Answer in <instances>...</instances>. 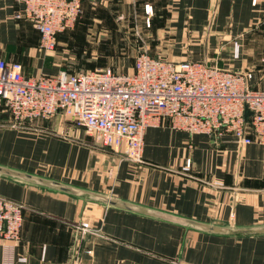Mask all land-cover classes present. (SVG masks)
I'll list each match as a JSON object with an SVG mask.
<instances>
[{"label": "crops", "instance_id": "1", "mask_svg": "<svg viewBox=\"0 0 264 264\" xmlns=\"http://www.w3.org/2000/svg\"><path fill=\"white\" fill-rule=\"evenodd\" d=\"M21 5L0 0V60L19 63L26 76L58 73L73 58L67 45L72 37L59 33L53 51L41 50L33 26L14 18ZM81 8L75 32L111 25L129 36L122 43L136 48L133 35L141 33L138 43L154 58L241 72L251 88L264 91V0H81ZM106 17L116 20L107 23ZM136 54L132 64L120 58L117 71L131 72ZM59 116L31 123L48 124V132L42 127L20 136L12 132L14 137L4 130L11 121L0 107V167L75 192L0 173V197L23 206L13 264H264V144L149 127L142 162L132 163ZM103 198L223 232L112 206Z\"/></svg>", "mask_w": 264, "mask_h": 264}, {"label": "built area", "instance_id": "2", "mask_svg": "<svg viewBox=\"0 0 264 264\" xmlns=\"http://www.w3.org/2000/svg\"><path fill=\"white\" fill-rule=\"evenodd\" d=\"M21 4L14 18L33 26L45 52L55 49L57 35L72 30L82 14L81 0H21ZM144 12L152 13L147 6ZM145 24L149 26L148 19ZM0 107L10 126L17 128L60 114L95 144L132 163L142 162L149 127L167 125L216 138L230 134L241 145L264 144V91L251 88L244 73L202 62L154 58L145 50L135 55L129 73L106 66L26 76L19 63L0 60ZM22 212L21 204L0 197L2 264L15 261Z\"/></svg>", "mask_w": 264, "mask_h": 264}, {"label": "rangeland", "instance_id": "3", "mask_svg": "<svg viewBox=\"0 0 264 264\" xmlns=\"http://www.w3.org/2000/svg\"><path fill=\"white\" fill-rule=\"evenodd\" d=\"M104 21L112 22V20H116V18L106 17L103 19ZM79 21H81V16L79 17ZM80 26V23L79 25ZM79 28V27H78ZM77 28V29H78ZM75 27L68 31L69 35L72 37L67 45L70 46L71 50V58L69 61H66L65 64L61 65V71H80V70H87L92 69L94 67H104V66H110L111 68L115 69L116 71H122V65L118 64L117 62L120 60V58H128L130 63L132 64V56L133 53H138L139 51L145 50L144 47L138 43L141 39V33L137 36L133 35V39H135V44L137 46H126L122 42H126L125 40H129V36L125 33L120 31H113V27L111 25L106 24H98L95 26H87L85 34L79 31L75 32ZM130 43L129 45H131ZM133 47V48H131ZM129 63V64H130ZM129 65V67L131 66ZM54 118V117H52ZM52 118L44 120L40 119L38 121L42 122H50ZM59 120L67 121L68 119L59 116ZM9 125V124H8ZM48 125V124H46ZM42 126L43 128H47L46 131L48 132L47 126ZM38 124H32V125H26L25 128H10L8 126H4L6 131L9 132L11 135L12 132L17 134L18 136L22 135V133H36V130L42 129V127H39ZM15 134H12V136L16 137ZM9 135V137H10ZM25 137H31V135H23ZM88 136V135H87ZM13 140H15V138ZM90 140L94 142V139L91 136H88ZM91 141V142H92ZM92 142V143H93ZM95 144V142H94ZM98 146L97 144H95Z\"/></svg>", "mask_w": 264, "mask_h": 264}, {"label": "water", "instance_id": "4", "mask_svg": "<svg viewBox=\"0 0 264 264\" xmlns=\"http://www.w3.org/2000/svg\"><path fill=\"white\" fill-rule=\"evenodd\" d=\"M248 115H249V113L246 112L245 113V117H247ZM0 173H4V174H7V175L15 176V177L21 178L23 180H26V181H28L30 183L42 185V186L49 187V188H53V189H56V190H59L61 192H65V193H68V194H74L75 193L71 188H69V187H67L65 185H62V184H59V183H56V182H52V181H48V180H44V179H41V178H36V177L30 176V175L22 174V173L15 172V171H12V170H7V169L1 168V167H0ZM103 201L105 203L109 204V205H112V206H118V207H122V208H125V209H128V210H135V211H138L140 213L149 214V215H152V216L162 217V218H165L167 220L176 221V222L183 223V224H189V225L194 226L195 228H198V229H200L202 231L214 232V233L223 232V229L218 228V227L204 225V224L196 223V222L189 221V220H180V219L172 218V217H169V216H163V215H160V214H157V213H154V212H150V211L145 210V209L137 208V207L131 206L129 204H126L124 202L115 201V200H112V199H109V198H103ZM249 231L250 230H248V231L239 230L238 232H249ZM259 232L264 233V229H261Z\"/></svg>", "mask_w": 264, "mask_h": 264}, {"label": "trees", "instance_id": "5", "mask_svg": "<svg viewBox=\"0 0 264 264\" xmlns=\"http://www.w3.org/2000/svg\"><path fill=\"white\" fill-rule=\"evenodd\" d=\"M78 20H79V19H78ZM78 20H77V21H78ZM56 38H57V37H56ZM67 72H68V71H67ZM70 73H72V72H70Z\"/></svg>", "mask_w": 264, "mask_h": 264}]
</instances>
